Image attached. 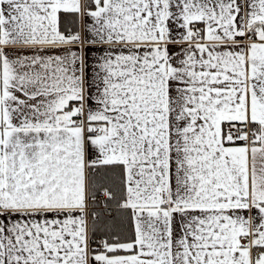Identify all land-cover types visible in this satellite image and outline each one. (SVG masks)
<instances>
[{
    "label": "snow or ice",
    "instance_id": "1",
    "mask_svg": "<svg viewBox=\"0 0 264 264\" xmlns=\"http://www.w3.org/2000/svg\"><path fill=\"white\" fill-rule=\"evenodd\" d=\"M0 264H264V0H0Z\"/></svg>",
    "mask_w": 264,
    "mask_h": 264
}]
</instances>
